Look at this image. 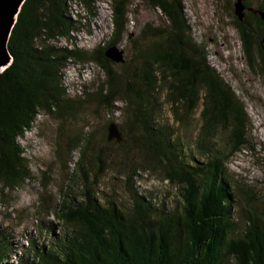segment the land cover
Wrapping results in <instances>:
<instances>
[{
	"label": "trees",
	"instance_id": "obj_1",
	"mask_svg": "<svg viewBox=\"0 0 264 264\" xmlns=\"http://www.w3.org/2000/svg\"><path fill=\"white\" fill-rule=\"evenodd\" d=\"M80 1L88 16L95 17L99 0ZM135 1H110L111 37L106 46L88 52L54 45L59 39L71 41V33L81 27L67 14L68 0L24 4L9 42L13 64L0 73V191L18 190L32 179L18 140L33 129L39 116L58 122L62 134L91 102L112 115L120 110L119 102L124 104L126 123L140 132L138 137L132 132L136 144L130 151L144 164L124 173L128 193L123 205L115 189L101 188L104 169L110 167L103 159L108 148L89 159L88 139L78 135L65 145L59 138L56 152L63 159L81 147L77 170L73 169L76 177L81 172L80 189L68 185L52 197L44 184L35 212L30 213L37 217L32 218L36 234L28 235V246L17 256L14 236L0 231V264H13L8 261L13 254L17 264H264V224L249 220L232 238L230 223L242 201L232 192L226 163L250 145L245 110L211 66L206 43L195 41L184 0H140L160 14L162 24L147 23L138 36L128 30L129 6ZM259 12H264V0L257 14L249 12L242 21L232 12L230 16L245 68L264 83V19ZM126 41L134 55L121 78L105 52L121 49ZM71 61L95 63L106 76L87 99L66 94L62 79ZM202 91L195 157L187 153L163 113L169 106L173 122L187 131ZM111 123L123 136L113 117ZM129 145L126 137L119 147ZM95 164L98 170L89 180L85 167ZM152 168L176 188L175 203L169 208L158 195L135 186L141 171Z\"/></svg>",
	"mask_w": 264,
	"mask_h": 264
},
{
	"label": "rangeland",
	"instance_id": "obj_2",
	"mask_svg": "<svg viewBox=\"0 0 264 264\" xmlns=\"http://www.w3.org/2000/svg\"><path fill=\"white\" fill-rule=\"evenodd\" d=\"M109 1L99 0L96 5V17H89L87 30L91 34L87 31V36L93 37L84 39L87 47L82 51L88 52L92 48L104 47L109 41L112 32ZM262 1L251 0L250 5L258 7ZM232 2L233 0H184V7L195 41L206 43L211 66L231 86L248 119L246 135L250 145L226 163L229 179L234 184L232 192L235 193L237 200L242 201L241 207L236 205L230 220L234 227L232 238H237V234L249 220L264 224V83L260 78L251 75L243 64L239 39L228 11ZM128 18V30L134 36H138L147 23H152L155 27L162 24L160 14L140 0L129 6ZM121 49L125 52V63L117 64L114 70L124 78L134 53L127 41L123 43ZM72 64L64 71L62 79L66 94L71 98L87 99L88 95L95 93L106 81V76L95 63L73 62ZM204 96L205 92L202 91L191 118V126L187 131L179 130L180 127L173 122L169 106H165L163 113L164 119L168 120L167 123L176 129V136L183 139L187 153L193 155L202 124ZM117 105L121 111L118 110L112 115L98 103L91 102L86 106L83 115L65 125L62 134L58 122L41 115L37 118L33 129L27 132L24 138L18 140L25 150L24 157L32 179L26 181L18 190L0 191V231L4 230V233L14 236L13 241L18 249L17 256H20L22 249L28 246V235L36 234L37 223L32 218L35 220L37 217L36 215L31 217L30 213L35 212L42 186L44 184L48 186L47 191L52 197L57 196L58 192L68 185L80 189L81 172L77 177L73 172L77 170L81 158V147L67 152L63 159L56 152L59 138L65 145L78 135L88 139L91 144L89 159L96 158L99 151L107 147L110 153H107L103 159L110 163V167L104 169L101 188L115 189L117 200L119 201L120 198L122 202H119L126 205L124 195L127 196L128 189L123 181L124 173L144 163L136 152L130 151L136 144L130 138L132 132L137 137L140 132L130 123H126V115L122 109L124 104L119 102ZM109 117H113L122 126L124 135L121 143L108 145ZM126 137L130 142L128 149L119 147L124 144ZM221 137L220 134L216 139L219 144ZM97 165L85 167L89 180H93L92 176L98 170ZM141 176L136 178L137 188L158 195L160 202L167 208L174 205L176 188L162 179V172L152 168L141 171ZM17 256L11 255L8 261L17 264Z\"/></svg>",
	"mask_w": 264,
	"mask_h": 264
},
{
	"label": "water",
	"instance_id": "obj_3",
	"mask_svg": "<svg viewBox=\"0 0 264 264\" xmlns=\"http://www.w3.org/2000/svg\"><path fill=\"white\" fill-rule=\"evenodd\" d=\"M27 0H0V73L5 72L13 64V56L9 50V42L12 32L17 24L19 14ZM249 0H236L234 4L235 15L240 21L245 16V4ZM264 19V14H261ZM124 51L118 47H110L106 50L105 56L115 64H124ZM109 142L121 143L123 136L115 123L108 126Z\"/></svg>",
	"mask_w": 264,
	"mask_h": 264
},
{
	"label": "built area",
	"instance_id": "obj_4",
	"mask_svg": "<svg viewBox=\"0 0 264 264\" xmlns=\"http://www.w3.org/2000/svg\"><path fill=\"white\" fill-rule=\"evenodd\" d=\"M104 1H106V0H104ZM110 1H109V3H110ZM67 14L72 18V20L77 21L79 24H81L80 25L81 27L79 30L73 31L71 33L72 38H73L71 41H69L67 39H59V40L54 42V45L59 46V47L68 48L69 50L86 49L87 45L84 44L85 43L84 39H89L90 37H93V36L92 35L87 36L88 35L87 34V31H88L87 26H88L89 16L87 14V11H86L83 3L80 0H68V13ZM96 15H97V13H96ZM96 15H95V17H96ZM95 17H93V18H95ZM111 17H112V14H111ZM111 26H112V19H111ZM88 33L91 34L89 31H88ZM79 34H81V35H79ZM72 63L73 62L71 61L70 65H73ZM67 68H66V70H67Z\"/></svg>",
	"mask_w": 264,
	"mask_h": 264
},
{
	"label": "flooded vegetation",
	"instance_id": "obj_5",
	"mask_svg": "<svg viewBox=\"0 0 264 264\" xmlns=\"http://www.w3.org/2000/svg\"><path fill=\"white\" fill-rule=\"evenodd\" d=\"M235 1H236V0H233V2L230 3L229 8H228V11H229V12H232L234 15H235V9H234ZM250 1H251V0L247 1L246 4H245V7H246V9H245V13H244L245 15H246L247 13H249V12H252L253 14H257V7H254V6L250 5ZM247 5H248V6H247ZM258 14H259V16H261V14H264V12H259ZM235 16H236V15H235ZM236 17H237V16H236ZM261 18H263V17L261 16Z\"/></svg>",
	"mask_w": 264,
	"mask_h": 264
},
{
	"label": "bare ground",
	"instance_id": "obj_6",
	"mask_svg": "<svg viewBox=\"0 0 264 264\" xmlns=\"http://www.w3.org/2000/svg\"><path fill=\"white\" fill-rule=\"evenodd\" d=\"M15 257H16V255H15Z\"/></svg>",
	"mask_w": 264,
	"mask_h": 264
}]
</instances>
